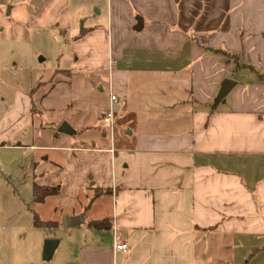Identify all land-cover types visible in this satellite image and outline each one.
<instances>
[{
    "label": "crops",
    "instance_id": "0c3cea01",
    "mask_svg": "<svg viewBox=\"0 0 264 264\" xmlns=\"http://www.w3.org/2000/svg\"><path fill=\"white\" fill-rule=\"evenodd\" d=\"M33 1H0V38L24 39L25 26L66 36L69 68L53 78H88L85 95L105 93L106 113L115 95L123 133L78 101L73 136L42 135L31 82L0 67V154L12 167L0 180L1 264H264V0ZM27 179L31 198L33 186L59 195L30 207L11 189Z\"/></svg>",
    "mask_w": 264,
    "mask_h": 264
},
{
    "label": "rangeland",
    "instance_id": "374dc122",
    "mask_svg": "<svg viewBox=\"0 0 264 264\" xmlns=\"http://www.w3.org/2000/svg\"><path fill=\"white\" fill-rule=\"evenodd\" d=\"M24 1L26 2V0ZM26 4L28 3L26 2ZM8 7L10 5L4 9V6L0 4L2 17H6ZM2 29L3 25H0V36L3 38ZM24 29L27 33L24 39L2 40L0 38V67L16 70L15 82H18L20 87L28 86L31 82L35 101L32 105L31 115L36 131H40L42 135L53 134L57 132L63 122L71 124L75 128H81L76 125L73 119H70V114L74 113L73 106L71 109L69 108L70 104L78 101L77 110L83 114L87 112L88 119L100 120V125L108 130L109 122L105 111L107 96L105 93L101 94L94 90L93 95L86 96L85 85L89 83V79L85 77L79 78V76L73 75L68 78L67 75H62L58 78L54 77V79L52 76L57 70L69 68L70 52L66 36L61 35L55 29L35 30L26 26ZM62 77L66 78L64 82L56 83V80L62 81ZM54 84L55 88L51 90ZM114 133L117 139V136L123 132L113 122ZM9 162V159L0 154V180L7 178L5 177L7 172L12 169ZM14 187H16V192H12V197L26 202L31 207L33 204L29 179L20 185L16 181L15 186L11 187L12 191ZM6 199L7 196L3 197L0 192V200ZM1 261L0 252V264Z\"/></svg>",
    "mask_w": 264,
    "mask_h": 264
},
{
    "label": "trees",
    "instance_id": "16d2710c",
    "mask_svg": "<svg viewBox=\"0 0 264 264\" xmlns=\"http://www.w3.org/2000/svg\"><path fill=\"white\" fill-rule=\"evenodd\" d=\"M82 31L80 32V34H82ZM216 53L225 55L227 57H229L230 59H232L233 61H235V64L237 63L236 61V57L235 55L231 54V53H225L223 51H215ZM242 66V65H237ZM59 187H39V186H33L32 187V198H33V203L34 204H41L45 201L46 198L51 197V196H57L59 195ZM110 190H100L97 192V195L94 198H97L100 195H108L110 194ZM94 200V199H93ZM34 226L37 228H47L50 227L52 223L50 222H41L37 216H34ZM91 226H93L94 228H99V229H105L108 228L110 226V223L108 222V220H103L100 222H94L91 224Z\"/></svg>",
    "mask_w": 264,
    "mask_h": 264
},
{
    "label": "water",
    "instance_id": "95a60500",
    "mask_svg": "<svg viewBox=\"0 0 264 264\" xmlns=\"http://www.w3.org/2000/svg\"><path fill=\"white\" fill-rule=\"evenodd\" d=\"M141 23V19L138 18L137 20V26H139ZM227 92V88L224 86L222 87L221 91L219 92L218 99L221 100L224 98L225 94ZM57 133L67 135V136H73L75 134V131L69 126L68 123L63 122L58 130ZM83 222V216H74V217H67L65 219V226L67 228H71L77 224H80ZM58 241L57 240H46L43 243L42 248V259L43 261H49L57 247Z\"/></svg>",
    "mask_w": 264,
    "mask_h": 264
},
{
    "label": "built area",
    "instance_id": "2783aa9c",
    "mask_svg": "<svg viewBox=\"0 0 264 264\" xmlns=\"http://www.w3.org/2000/svg\"><path fill=\"white\" fill-rule=\"evenodd\" d=\"M117 102V97L113 95L112 93H109V103L110 107L107 111V119H108V129L110 132V136L112 137L113 134V116H114V111L112 109V105H114ZM114 248L119 251H126L127 246L124 243H114Z\"/></svg>",
    "mask_w": 264,
    "mask_h": 264
}]
</instances>
